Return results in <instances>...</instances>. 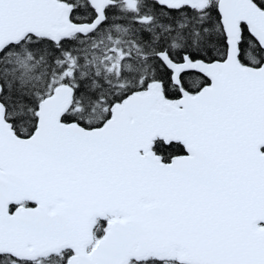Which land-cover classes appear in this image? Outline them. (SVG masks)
<instances>
[{"label":"snow or ice","instance_id":"1","mask_svg":"<svg viewBox=\"0 0 264 264\" xmlns=\"http://www.w3.org/2000/svg\"><path fill=\"white\" fill-rule=\"evenodd\" d=\"M0 264H264V0H0Z\"/></svg>","mask_w":264,"mask_h":264}]
</instances>
